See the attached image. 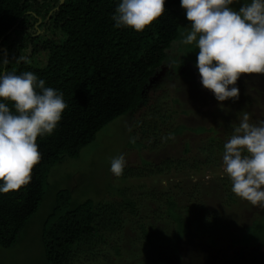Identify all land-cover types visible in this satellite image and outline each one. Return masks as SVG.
Masks as SVG:
<instances>
[{
	"label": "trees",
	"instance_id": "1",
	"mask_svg": "<svg viewBox=\"0 0 264 264\" xmlns=\"http://www.w3.org/2000/svg\"><path fill=\"white\" fill-rule=\"evenodd\" d=\"M117 4L118 0H0V56L9 60L8 65L0 70L16 74L33 72L38 79L45 81V87L62 92L67 104L53 133L37 137L40 160L32 168L30 181L18 190L0 193L1 248L13 247L41 208L49 187L50 168L66 156H77L79 150L95 138L99 129L119 115H131L141 106H148V112L135 122L137 128L131 129L134 148H143L146 140L151 139L147 142L149 146L159 144L158 128L164 125L169 127L172 135H180L185 130L205 132L207 141L215 142L209 155L223 151L225 141L220 134L219 138L216 136V128L223 130L225 122L229 121L223 111L215 114L213 121L217 126L212 123L208 127L190 128L171 119L176 111L165 109L166 91L152 98L153 103L147 97V90L160 70L170 65L177 71L182 63L171 65L174 59H170L169 53L183 27L179 0H165L164 12L141 32L114 26L112 16ZM21 56L25 59L17 63L16 58ZM174 100L178 104L177 98ZM5 102L9 106L14 103ZM243 113L244 110L236 114L234 123H239ZM249 120L255 123L259 118L249 116ZM137 132L141 137L136 136ZM223 136L228 137L225 133ZM188 150L187 146L183 149L184 152ZM163 164L166 167L167 161ZM148 169L145 165L144 171L149 174ZM151 171L160 173L161 169ZM197 185L190 192V198ZM145 196L146 200L155 199L158 205L164 204V193L156 189L147 191ZM53 198L52 207L41 220L38 232L46 264H66L72 250L84 242H80L81 237L96 232L94 218L97 214L98 220L111 230L123 222L119 221L122 214H117L113 201L102 202L96 207L90 199L76 201L68 189H57ZM221 198H217V202L212 201V226L225 220L222 225L232 228L231 236L245 234L240 228L241 223L235 219L226 220L227 214L216 206L215 203H219L229 207L225 198ZM236 198L242 204L245 201L238 196ZM123 201L135 216L141 210L147 211L144 202L137 208L129 198ZM195 201L196 197V207L199 200ZM164 202L172 216L180 217L172 210L175 201L168 196ZM199 207H202L201 203ZM212 216L217 217L215 222ZM263 223L264 220L261 221V229L257 227L260 230L258 234L254 229L249 232L250 238L264 239ZM228 228L222 231H228ZM140 231L150 243L147 229L141 227ZM161 241L172 242L166 237Z\"/></svg>",
	"mask_w": 264,
	"mask_h": 264
},
{
	"label": "rangeland",
	"instance_id": "2",
	"mask_svg": "<svg viewBox=\"0 0 264 264\" xmlns=\"http://www.w3.org/2000/svg\"><path fill=\"white\" fill-rule=\"evenodd\" d=\"M178 7L183 27L169 53L170 59H174L171 65L182 63L177 71L170 65L160 70L147 90V97L152 100L159 92L166 91L164 107L167 111H176L171 119L190 128L214 124L215 114L223 111L229 121L225 122L223 130L216 128V136L219 138L220 134L226 142L233 132V125H236L233 121L236 114L244 110L250 117L264 119V74L242 73L236 82L239 99L218 103L211 91L201 86L195 65L198 52L195 42L191 45L179 43L190 30L191 22L185 17V10L180 5ZM233 7L238 8V5ZM174 98L178 104L173 102ZM144 112H148V106H141L131 115L117 116L99 129L95 138L83 146L77 156H66L50 168L49 187L41 208L13 247H0V264H46L38 236L39 225L50 211L57 189L70 190L78 202L90 199L96 207L102 202L113 201L117 214H122L119 221H123L111 230L98 220L97 214L94 218L96 232L81 237L80 242H84L72 250L66 264H155L157 260L158 264H264V239L249 237L253 229L255 234L260 231L257 227L261 229L264 207L254 206L247 200L243 204L237 202V196L231 191V181L223 171V151L209 155L215 142L207 141L205 132L185 130L180 135H172L169 127L164 125L158 128L159 144L151 147L147 142L152 139H144L143 148H134L131 129L137 128L135 122ZM224 133L228 137L223 136ZM136 136L141 137V133L137 132ZM186 146L188 152L183 151ZM121 153L126 164L117 177L109 168L112 158ZM164 161H167L166 167ZM145 165L151 170L161 169V172L148 169V174L144 171ZM155 189L164 193V204L158 205L155 199H144L147 191ZM168 196L175 201L172 210L180 217L168 212L164 202ZM195 197L202 207L194 206ZM220 197L225 198L229 207L219 203H215L216 206L227 214L226 220L235 219L241 223L240 228L245 234L233 237L230 227H226L228 231H222L226 230L222 225L225 220L212 226V201L217 202ZM126 198L137 208L144 202L147 211L141 210L135 216L124 203ZM212 218L214 222L217 220L216 216ZM141 227L147 229L149 236L156 241L150 238L148 243ZM162 237L171 240V244L161 241Z\"/></svg>",
	"mask_w": 264,
	"mask_h": 264
},
{
	"label": "clouds",
	"instance_id": "3",
	"mask_svg": "<svg viewBox=\"0 0 264 264\" xmlns=\"http://www.w3.org/2000/svg\"><path fill=\"white\" fill-rule=\"evenodd\" d=\"M179 2L191 22L179 43L195 42L201 86L218 103L238 100L236 82L241 74H264V0ZM164 10L165 0H118L112 20L117 28L141 32ZM24 59L17 57L16 62ZM8 63L0 56V69ZM0 98V193H6L30 181L40 160L37 137L53 133L67 104L62 92L45 87L31 71L0 70ZM5 101L14 103L9 106ZM125 164L121 153L112 158L109 171L118 177ZM222 166L236 196L264 207V120L253 123L242 114L223 144Z\"/></svg>",
	"mask_w": 264,
	"mask_h": 264
}]
</instances>
